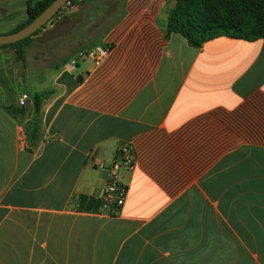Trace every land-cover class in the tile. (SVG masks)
I'll use <instances>...</instances> for the list:
<instances>
[{
    "label": "crops",
    "instance_id": "crops-1",
    "mask_svg": "<svg viewBox=\"0 0 264 264\" xmlns=\"http://www.w3.org/2000/svg\"><path fill=\"white\" fill-rule=\"evenodd\" d=\"M28 1L0 0L2 33ZM176 4L77 0L26 66L0 50V264H264V38L192 47L168 32ZM97 46L112 50L100 65L70 64ZM123 144L137 162L106 217L99 164Z\"/></svg>",
    "mask_w": 264,
    "mask_h": 264
},
{
    "label": "trees",
    "instance_id": "trees-1",
    "mask_svg": "<svg viewBox=\"0 0 264 264\" xmlns=\"http://www.w3.org/2000/svg\"><path fill=\"white\" fill-rule=\"evenodd\" d=\"M55 0H29L27 4L28 19L12 31L0 35L20 31ZM76 3L77 0H70ZM169 33H179L195 48H201L206 42L226 36L234 39L255 41L264 38V0H177L176 7L171 11L168 26ZM33 36L15 44L0 46L1 49H11L16 54V60L23 66L27 65V50L33 42ZM49 92L35 93L31 97L33 118L27 127V136L33 144L40 136V123L44 101ZM23 105L12 108L13 114L27 111Z\"/></svg>",
    "mask_w": 264,
    "mask_h": 264
},
{
    "label": "built area",
    "instance_id": "built-area-1",
    "mask_svg": "<svg viewBox=\"0 0 264 264\" xmlns=\"http://www.w3.org/2000/svg\"><path fill=\"white\" fill-rule=\"evenodd\" d=\"M71 2H68L48 23L57 22L69 13ZM42 30V29H41ZM110 46H97L91 50L79 53L77 58L70 64L76 65L80 61L91 60L96 65H100L111 53ZM29 100L28 95L20 99V105ZM137 157L132 144H123L116 154L114 160L109 164H99V168L106 171L105 185L100 194V214L106 217H116L120 215L128 198L129 187L123 182L124 172H133L136 166Z\"/></svg>",
    "mask_w": 264,
    "mask_h": 264
},
{
    "label": "water",
    "instance_id": "water-1",
    "mask_svg": "<svg viewBox=\"0 0 264 264\" xmlns=\"http://www.w3.org/2000/svg\"><path fill=\"white\" fill-rule=\"evenodd\" d=\"M70 0H55L49 7H47L42 14H40L29 25L24 27L18 32L0 35V46L15 44L33 36L38 30L45 27L55 15L65 6ZM24 105L28 108L31 107L30 100L25 102Z\"/></svg>",
    "mask_w": 264,
    "mask_h": 264
},
{
    "label": "rangeland",
    "instance_id": "rangeland-1",
    "mask_svg": "<svg viewBox=\"0 0 264 264\" xmlns=\"http://www.w3.org/2000/svg\"><path fill=\"white\" fill-rule=\"evenodd\" d=\"M74 6H75V4H74V3H71L70 11L74 8ZM70 11H69V12H70ZM67 14H68V13H67ZM67 14H66V15H67ZM43 28H44V27H43ZM43 28H42V29H43ZM0 33H2V28H0ZM43 85H45L44 87H47V84H46V83L43 84Z\"/></svg>",
    "mask_w": 264,
    "mask_h": 264
}]
</instances>
